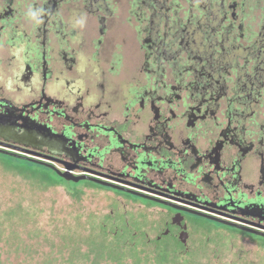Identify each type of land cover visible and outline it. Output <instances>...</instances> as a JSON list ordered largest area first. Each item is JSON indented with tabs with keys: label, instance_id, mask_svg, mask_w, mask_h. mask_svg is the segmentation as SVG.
Listing matches in <instances>:
<instances>
[{
	"label": "flooded vegetation",
	"instance_id": "flooded-vegetation-1",
	"mask_svg": "<svg viewBox=\"0 0 264 264\" xmlns=\"http://www.w3.org/2000/svg\"><path fill=\"white\" fill-rule=\"evenodd\" d=\"M0 117L40 130L11 152L110 195L116 247H264V0H0Z\"/></svg>",
	"mask_w": 264,
	"mask_h": 264
},
{
	"label": "rangeland",
	"instance_id": "rangeland-1",
	"mask_svg": "<svg viewBox=\"0 0 264 264\" xmlns=\"http://www.w3.org/2000/svg\"><path fill=\"white\" fill-rule=\"evenodd\" d=\"M3 156L0 264H264L262 244L224 230L204 231L205 235L196 237L187 250H175L172 255L164 251L161 255L165 260L140 244L130 249L117 247L112 256L103 248L97 260L93 252L96 246H112L111 234L101 230L109 222L110 195L62 182L43 168L21 160L13 163L15 167L7 165L3 160L10 159ZM29 169L52 179L38 177ZM128 216L141 220L138 211ZM202 227L211 226L197 223L199 230Z\"/></svg>",
	"mask_w": 264,
	"mask_h": 264
},
{
	"label": "water",
	"instance_id": "water-1",
	"mask_svg": "<svg viewBox=\"0 0 264 264\" xmlns=\"http://www.w3.org/2000/svg\"><path fill=\"white\" fill-rule=\"evenodd\" d=\"M24 129L26 131H24V133L21 136L16 135V133L13 132L14 122L7 117H0V148L6 149V150L0 149V154L9 156L15 159H22L25 161H29L28 158H24L18 154L11 152L12 150H19V151L26 153V150L18 149L14 147L13 145L8 144L10 142H13V143L20 144L26 148L29 145V140H33L35 138V135L33 132L37 128L33 126L25 125ZM67 175H69L68 172H64L63 174H61V176L63 178H66L67 180H74L75 182L78 181L77 178L75 177L69 179L68 177H66Z\"/></svg>",
	"mask_w": 264,
	"mask_h": 264
},
{
	"label": "trees",
	"instance_id": "trees-1",
	"mask_svg": "<svg viewBox=\"0 0 264 264\" xmlns=\"http://www.w3.org/2000/svg\"><path fill=\"white\" fill-rule=\"evenodd\" d=\"M0 156H1V154H0ZM3 157H5V158H8V159H10V160H12L13 162H11L10 160H3L7 165H10V166H13V167H15L14 165H13V163L14 162H18V159H13V158H10L9 156H6V155H4ZM20 161V160H19ZM21 162H25L26 164H28V165H30V166H34V167H36V169H38V168H41V167H39V166H36V165H33V164H31V163H29V162H26V161H21ZM17 168H18V165H17ZM19 168H21V167H19ZM30 170V172L32 173V172H34L35 174H36V176H38V177H41V178H45V179H52L51 177H49L47 174H45L44 172H40V171H37V170H32V169H29ZM33 173V174H34ZM96 249H94L93 250V252L94 253H96L95 255L97 256V260H99V258L101 257V255H102V252H103V248H105V249H107L108 251H107V254L108 255H113V252L116 250V249H118L116 246H114V245H112V246H107V244L106 245H103L102 244V246H99V247H95Z\"/></svg>",
	"mask_w": 264,
	"mask_h": 264
}]
</instances>
